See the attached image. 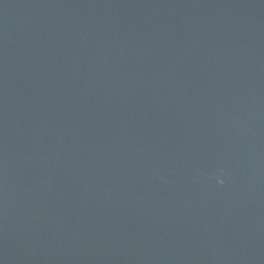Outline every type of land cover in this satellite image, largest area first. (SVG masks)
<instances>
[{
    "label": "water",
    "instance_id": "1",
    "mask_svg": "<svg viewBox=\"0 0 264 264\" xmlns=\"http://www.w3.org/2000/svg\"><path fill=\"white\" fill-rule=\"evenodd\" d=\"M0 264H264V0H0Z\"/></svg>",
    "mask_w": 264,
    "mask_h": 264
}]
</instances>
